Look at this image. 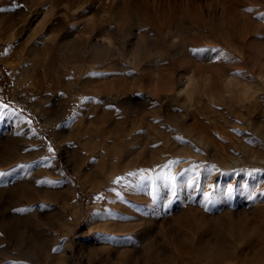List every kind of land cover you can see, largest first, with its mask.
Wrapping results in <instances>:
<instances>
[{
	"label": "rangeland",
	"instance_id": "1",
	"mask_svg": "<svg viewBox=\"0 0 264 264\" xmlns=\"http://www.w3.org/2000/svg\"><path fill=\"white\" fill-rule=\"evenodd\" d=\"M256 1L0 0V264H264Z\"/></svg>",
	"mask_w": 264,
	"mask_h": 264
},
{
	"label": "bare ground",
	"instance_id": "2",
	"mask_svg": "<svg viewBox=\"0 0 264 264\" xmlns=\"http://www.w3.org/2000/svg\"><path fill=\"white\" fill-rule=\"evenodd\" d=\"M76 1V0H75ZM254 2H257V3H259L258 1H256V0H253ZM80 2V1H79ZM247 2V1H246ZM70 3H71V1H70ZM76 3V2H75ZM77 3H78V1H77ZM252 3V2H251ZM249 4V3H248ZM73 5V4H72ZM233 6V5H232ZM168 8V7H167ZM228 8H230V7H228ZM242 8V7H241ZM165 9V8H164ZM243 9V8H242ZM163 10V9H162ZM161 10V13L163 12ZM244 10V9H243ZM169 11V10H168ZM231 11V10H230ZM239 11H240V9H239ZM242 11V10H241ZM240 11V12H241ZM158 12H160V11H158ZM167 12V11H166ZM170 12H171V10H170ZM245 12V11H244ZM160 13V14H161ZM173 13H175V12H173ZM159 14V13H158ZM159 14V15H160ZM238 14V10L236 11V7H234L233 9H232V14L231 15H233V16H236ZM261 14V13H260ZM165 15V14H164ZM242 15V14H241ZM173 16H175V15H173ZM172 16V17H173ZM176 16H177V14H176ZM227 16H229L228 14H227ZM250 16V15H249ZM159 17V16H158ZM165 17V16H164ZM168 17H170V16H168ZM246 17H247V15H246ZM237 18V17H236ZM165 19H167L166 17H165ZM238 19H240V17H238ZM244 18H242V20H243ZM92 20V19H91ZM106 20V19H105ZM170 20H171V18H170ZM172 20H173V18H172ZM183 20V19H182ZM204 20V19H203ZM247 20H248V18H247ZM87 21H89V20H87ZM94 21V20H93ZM92 21V22H93ZM121 21V20H120ZM120 21L118 20V22L117 23H120ZM230 21V20H229ZM91 22V23H92ZM103 22V21H102ZM126 22V21H125ZM172 22V21H171ZM183 22H185L184 20H183ZM231 22V21H230ZM233 22V21H232ZM237 22V21H236ZM240 22V21H239ZM249 22V21H248ZM81 23V22H80ZM86 23V22H85ZM93 23H95V22H93ZM117 23H114V24H117ZM122 23V22H121ZM173 23H174V21H173ZM227 23V22H226ZM229 23V22H228ZM73 24V23H72ZM75 24V23H74ZM105 24V23H104ZM110 24V23H109ZM127 24V23H126ZM161 24V23H160ZM160 24H158V25H160ZM166 24V23H165ZM172 24V23H171ZM170 24V25H171ZM175 24V23H174ZM195 24V23H194ZM213 24V23H212ZM250 24H251V21H250ZM80 25V24H79ZM91 25V24H90ZM103 25V24H102ZM111 25V24H110ZM123 25V24H122ZM214 25V24H213ZM220 25V24H219ZM225 25V24H224ZM233 25H236V24H233ZM261 25V24H260ZM112 26H114V25H112ZM161 26V25H160ZM159 26V27H160ZM232 26V25H231ZM72 27V26H71ZM74 27V26H73ZM72 27V28H73ZM97 27V26H96ZM126 27V26H125ZM124 27V28H125ZM159 27H157V29L159 28ZM165 27H167V25L165 26ZM233 28H231V30H228V32L226 33H224L223 32V30L222 31H219V32H221L222 34H220L219 36H218V38H222V41L224 40L225 41V43H226V46L227 45H229L230 44V42L232 41L233 42V40L231 39L233 36H235L237 33L238 34H240L239 35V37L241 38H239L241 41H244V40H246V36L247 35H249V33L251 32V31H253L254 29L252 28V25H248V26H246V25H243L242 24V22H240V23H238L237 22V25L236 26H232ZM77 28V27H76ZM83 28V27H82ZM99 28V27H98ZM101 28V27H100ZM110 28V27H109ZM108 28V29H109ZM123 28V29H124ZM161 28V27H160ZM221 28V27H220ZM257 28H258V26H257ZM84 29V28H83ZM118 30H119V28H117ZM129 29V28H128ZM162 29H163V27H162ZM223 29V28H222ZM226 29V28H225ZM224 29V30H225ZM253 29V30H252ZM98 30V29H97ZM186 30V29H185ZM195 30V29H194ZM210 30H212V28H210ZM76 31V30H75ZM87 31V30H86ZM86 31H84V32H86ZM89 31H91V30H89ZM109 31V30H108ZM230 31V32H229ZM88 32V31H87ZM99 32V31H98ZM102 31H100L99 33H101ZM116 32V31H115ZM170 32V31H169ZM188 32V31H187ZM186 32V33H187ZM218 32V33H219ZM256 32V31H255ZM259 32V31H258ZM91 33V32H90ZM94 33V32H93ZM104 33V32H103ZM142 33V32H141ZM62 34V33H61ZM74 34V33H73ZM88 33H86V35H87ZM115 34H117V33H115ZM122 34H123V32H122ZM197 34V33H196ZM202 34V33H201ZM210 34H212V33H210ZM237 34V35H238ZM66 36H68L67 34H65ZM70 35H72V33L70 34ZM86 35H85V37H86ZM97 35V34H96ZM108 35V34H107ZM166 35V34H165ZM169 35V34H168ZM198 35V34H197ZM77 35H74V37H76ZM112 36H115V35H112ZM117 36H118V34H117ZM128 36V35H127ZM137 36V35H136ZM209 36V35H208ZM57 36H55V38H56ZM69 37V36H68ZM71 38H72V36H70ZM69 37V38H70ZM79 37H81V35L79 36ZM79 37H77V38H79ZM105 37V36H104ZM120 37H122V35H120ZM124 37V36H123ZM140 37H142V36H140ZM166 37V36H165ZM214 37V36H213ZM48 38H50L49 36H48ZM54 38V37H53ZM106 38V37H105ZM109 38H111L110 36L108 37V39ZM114 38H116V37H114ZM164 38V37H163ZM217 38V37H216ZM65 39V38H64ZM103 39V38H102ZM140 39V38H139ZM194 39V38H193ZM61 40V39H60ZM78 39H76V41H77ZM106 40V39H105ZM117 40V39H116ZM122 40V39H121ZM127 40V39H126ZM125 40V41H126ZM152 40V39H151ZM154 40V39H153ZM163 40V39H162ZM165 40V39H164ZM163 40V41H164ZM127 41H129V39L127 40ZM135 41H136V39H135ZM158 41V40H157ZM168 41V40H167ZM247 41V40H246ZM90 42H92V41H90ZM94 42V41H93ZM96 42V41H95ZM95 42H94V44H95ZM99 42V41H98ZM131 43H133L132 41H130ZM153 42V41H152ZM166 42V41H165ZM231 42V43H232ZM238 42V41H237ZM240 42V41H239ZM249 42V41H248ZM105 43V42H104ZM107 43V42H106ZM109 43H110V41H109ZM115 44L117 43V42H114ZM139 44V47L141 46H143L144 45V41H140V42H138ZM184 43V42H183ZM212 43V42H211ZM52 44V43H51ZM79 44V43H78ZM96 44H98V43H96ZM99 44H100V42H99ZM97 45L98 46V48L100 47V45ZM101 44H103V42L101 43ZM113 44V43H112ZM112 44H110V45H112ZM119 44H121V43H119ZM128 44H130V43H128ZM127 44V45H128ZM166 44H168V43H166ZM187 44V43H186ZM216 44V43H215ZM236 44V43H235ZM244 44V43H243ZM47 45H50V44H47ZM71 45V44H70ZM89 45V44H88ZM133 45V44H132ZM189 45V44H188ZM225 45V44H224ZM232 45V44H231ZM239 45V44H238ZM250 45V44H249ZM72 46V45H71ZM74 46V45H73ZM76 46V45H75ZM90 46V45H89ZM94 46V45H93ZM92 46V47H93ZM96 46V47H97ZM130 46V45H129ZM135 46H136V42H135ZM149 46V45H148ZM153 46V45H152ZM236 46H237V44H236ZM240 46V45H239ZM86 47V46H85ZM85 47H84V49H85ZM95 47V48H96ZM103 47V46H102ZM101 47V48H102ZM123 47V46H122ZM125 47V46H124ZM137 47V46H136ZM170 47V46H169ZM235 47V46H234ZM250 47V46H249ZM70 48V47H69ZM73 48V47H72ZM72 48H70V49H72ZM76 48V47H75ZM78 48V47H77ZM117 48V47H116ZM129 48V47H128ZM213 48V47H212ZM237 48V47H236ZM239 48V47H238ZM247 48V47H246ZM58 49H59V47H58ZM90 49V48H89ZM94 49V48H93ZM97 49V48H96ZM130 49V48H129ZM129 49L127 50V51H129ZM134 49H135V47H134ZM143 49V48H142ZM141 49V50H142ZM148 49V48H147ZM211 49V48H210ZM214 49V48H213ZM231 49V48H230ZM251 49V48H250ZM51 50V49H50ZM113 50H114V48H113ZM121 51H122V49H120ZM138 50H140V49H138ZM145 50H146V48H145ZM208 50V49H207ZM240 50V49H239ZM245 50H247L248 51V48L247 49H245ZM69 51V50H68ZM72 51V50H71ZM75 51V50H74ZM89 51V50H88ZM93 51V50H92ZM91 51V52H92ZM116 51V50H115ZM114 51V52H115ZM130 51H132V50H130ZM236 51H237V49H236ZM235 51V52H236ZM242 51V50H241ZM53 52V51H52ZM51 52V53H52ZM94 52V51H93ZM138 52V51H137ZM145 51H143L141 54L143 55V53H144ZM148 52V51H147ZM257 52V51H256ZM96 53V52H95ZM100 53V52H99ZM149 53V52H148ZM151 53H152V51H151ZM168 53H170V52H168ZM239 53V52H238ZM259 53V52H258ZM50 54V53H49ZM67 54V53H66ZM88 54V53H87ZM101 54H103V53H101ZM121 54V53H120ZM125 54V53H124ZM130 54V53H129ZM240 54H242V52L240 53ZM95 55V54H94ZM110 55V54H109ZM128 55V54H127ZM133 55V54H132ZM148 55V54H147ZM180 55V54H179ZM243 55V54H242ZM245 55H247L246 53H245ZM74 56V55H73ZM84 56V55H83ZM88 56V55H87ZM136 55H134L133 57H135ZM152 56V55H151ZM163 56V55H162ZM252 56H254V55H252ZM256 56H258V55H256ZM255 56V57H256ZM90 57H91V55H90ZM89 57V58H90ZM96 57V55L94 56V58ZM130 58H131V55L129 56ZM160 57V56H159ZM174 57V56H173ZM172 57V58H173ZM262 58H263V55L261 56ZM57 58V57H56ZM109 58V57H108ZM136 58V57H135ZM149 58V57H148ZM251 58V57H250ZM254 58V57H253ZM260 57H258V59H259ZM261 58V60L263 61V59ZM76 59H78V58H76ZM139 59H141L140 57H139ZM156 59V58H155ZM247 59V58H246ZM39 60V59H38ZM105 60V59H104ZM107 60V59H106ZM143 60H146L147 61V58L146 59H143ZM100 61V63H101V60H99ZM127 61V60H126ZM131 61V60H130ZM135 61H136V59H135ZM140 61V60H139ZM175 61H177V59H175ZM258 61V60H257ZM260 61V60H259ZM80 62V61H79ZM78 62V63H79ZM93 61H91V63H92ZM95 62V61H94ZM93 62V63H94ZM110 62V61H109ZM125 62V61H124ZM144 62V61H143ZM150 62V61H149ZM261 62V61H260ZM260 62H258V64L260 63ZM47 63V62H46ZM92 63V64H93ZM97 63V62H96ZM142 63V62H141ZM173 63V62H172ZM248 63V62H247ZM257 63V62H256ZM72 64V63H71ZM74 64V63H73ZM103 64V63H102ZM145 64V63H144ZM178 64H179V62H178ZM56 65H57V62H56ZM66 65H68V64H66ZM139 65V64H138ZM137 65V66H138ZM132 66H133V64H132ZM91 67V66H90ZM134 67V66H133ZM139 67V66H138ZM16 68V67H15ZM70 68V67H69ZM88 68V67H87ZM131 68V67H130ZM144 68V67H143ZM175 68V67H174ZM244 68V67H243ZM112 69V68H111ZM121 69V68H120ZM88 70V69H87ZM136 70H138L137 68H136ZM147 70V69H146ZM152 70V69H151ZM119 71V70H118ZM123 71V70H122ZM126 71H127V69H126ZM139 71V70H138ZM144 72V71H143ZM65 73V72H64ZM87 73V72H86ZM142 73V72H141ZM145 73V72H144ZM79 74V73H78ZM146 74V73H145ZM144 75V74H143ZM148 75V74H147ZM66 76V75H65ZM144 76H146V75H144ZM67 77V76H66ZM147 77V76H146ZM151 77V76H150ZM55 78V77H54ZM62 78H64V77H62ZM113 78V77H112ZM144 79V78H143ZM131 80V79H130ZM128 82V81H127ZM130 82V81H129ZM132 82V81H131ZM135 82V81H134ZM143 83H145V82H143ZM244 84H246V83H243V86H244ZM123 85V84H122ZM241 85V84H240ZM239 85V86H240ZM251 85V84H250ZM250 85H248L247 84V86H246V91H248V90H250V88H247V87H250ZM128 86V85H127ZM148 86V85H147ZM252 86V85H251ZM128 87H130V86H128ZM245 87V86H244ZM243 87V88H244ZM99 88V87H98ZM111 88V87H110ZM240 88V87H239ZM253 88V87H252ZM136 89H138L137 87H136ZM237 89V88H236ZM122 90V89H121ZM129 90V89H128ZM127 90V91H128ZM57 91H58V88H57ZM101 91V90H100ZM103 91H105V90H103ZM107 91V90H106ZM243 91V90H242ZM130 92V91H129ZM237 92H239V89H238V91ZM246 94V93H245ZM247 95V94H246ZM250 95V94H249ZM252 95H253V92H252ZM254 96V95H253ZM250 97H252L251 95H250ZM242 99H243V97H242ZM241 100V99H240ZM242 102H243V100H242ZM235 103V102H234ZM238 103V102H237ZM245 103V102H244ZM239 104V103H238ZM247 104V103H246ZM241 105V104H240ZM232 106V105H231ZM242 106V105H241ZM257 106H259V105H257ZM240 108H242V107H240ZM233 109H235V108H233ZM237 109V108H236ZM235 109V110H236ZM238 109H239V107H238ZM241 110V109H240ZM243 113V112H242ZM238 114H239V112H238ZM240 115V114H239ZM247 115H249V114H247ZM242 117V116H241ZM247 117V116H246ZM249 117V116H248ZM244 118V117H243ZM247 121V120H246ZM258 121V120H257ZM121 124V123H120ZM120 124H119V126H120ZM113 127H116V125L115 126H113ZM226 136V135H225ZM109 138V137H108ZM232 139V138H231ZM115 142V141H114ZM118 141H116V143H117ZM115 143V144H116ZM120 144H121V142H119ZM233 143V142H232ZM115 144H113V146L115 145ZM119 145V144H118ZM231 145V144H230ZM110 146V145H109ZM233 146V145H232ZM114 148H112V150H113ZM116 149H118V148H116ZM214 149H215V147H214ZM219 149V148H218ZM119 150V149H118ZM117 150V151H118ZM114 151V150H113ZM219 151V150H218ZM235 159V158H234ZM242 160V159H241ZM234 163V162H233ZM237 164V163H236ZM234 166V165H233ZM70 260H72V259H70ZM71 262V261H70Z\"/></svg>",
	"mask_w": 264,
	"mask_h": 264
},
{
	"label": "snow or ice",
	"instance_id": "3",
	"mask_svg": "<svg viewBox=\"0 0 264 264\" xmlns=\"http://www.w3.org/2000/svg\"><path fill=\"white\" fill-rule=\"evenodd\" d=\"M49 151H52V149L49 148ZM119 181H120V178H117V180L115 182L119 183Z\"/></svg>",
	"mask_w": 264,
	"mask_h": 264
}]
</instances>
